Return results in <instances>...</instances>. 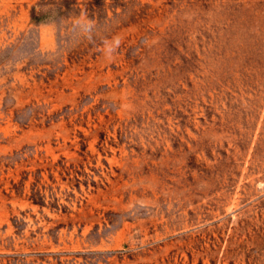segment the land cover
I'll use <instances>...</instances> for the list:
<instances>
[{
    "label": "rangeland",
    "instance_id": "374dc122",
    "mask_svg": "<svg viewBox=\"0 0 264 264\" xmlns=\"http://www.w3.org/2000/svg\"><path fill=\"white\" fill-rule=\"evenodd\" d=\"M42 1L0 0V264H264V0Z\"/></svg>",
    "mask_w": 264,
    "mask_h": 264
},
{
    "label": "trees",
    "instance_id": "16d2710c",
    "mask_svg": "<svg viewBox=\"0 0 264 264\" xmlns=\"http://www.w3.org/2000/svg\"><path fill=\"white\" fill-rule=\"evenodd\" d=\"M105 0H95L94 3H92V8L101 6L102 2ZM77 1L76 0H61V2H56L53 0H43L39 3V7L48 6L46 11V14L50 15V13H57L61 15L62 12L64 13H70L73 8L75 7ZM38 7H34L32 11V20L36 23H41L45 18L46 14L44 12L38 13L37 11Z\"/></svg>",
    "mask_w": 264,
    "mask_h": 264
}]
</instances>
